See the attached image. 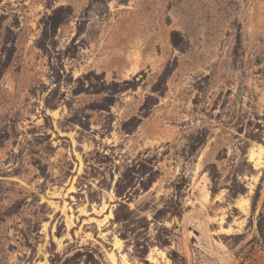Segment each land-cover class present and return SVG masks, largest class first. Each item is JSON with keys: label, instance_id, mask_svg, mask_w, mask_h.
<instances>
[{"label": "rangeland", "instance_id": "374dc122", "mask_svg": "<svg viewBox=\"0 0 264 264\" xmlns=\"http://www.w3.org/2000/svg\"><path fill=\"white\" fill-rule=\"evenodd\" d=\"M0 264H264V0H0Z\"/></svg>", "mask_w": 264, "mask_h": 264}, {"label": "bare ground", "instance_id": "6f19581e", "mask_svg": "<svg viewBox=\"0 0 264 264\" xmlns=\"http://www.w3.org/2000/svg\"><path fill=\"white\" fill-rule=\"evenodd\" d=\"M257 163V162H256Z\"/></svg>", "mask_w": 264, "mask_h": 264}]
</instances>
